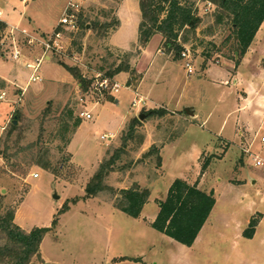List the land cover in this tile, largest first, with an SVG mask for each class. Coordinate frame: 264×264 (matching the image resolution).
Listing matches in <instances>:
<instances>
[{
  "label": "rangeland",
  "instance_id": "374dc122",
  "mask_svg": "<svg viewBox=\"0 0 264 264\" xmlns=\"http://www.w3.org/2000/svg\"><path fill=\"white\" fill-rule=\"evenodd\" d=\"M189 1L199 23L194 34H179L182 51L191 53L182 60L163 46L160 34L139 46V0H0L2 19L13 25L5 24L0 32V95L5 94L0 152L11 124L16 122L22 133L17 149L12 144L18 132L8 143V156L18 150L17 156L0 154V218L11 215L12 224L25 233L50 228L39 256L29 264H264V164L255 166L252 160L257 156L264 162V116L241 108L243 97L233 83L239 56L229 23L216 26L214 5ZM70 2L78 6L75 15L78 26L85 22L83 31L58 26ZM94 24L104 28L92 29ZM57 27L60 50L41 60L40 48L29 42L49 37ZM15 50L21 53L19 61L11 57ZM36 59L42 81L29 83L32 70L24 64ZM60 64L78 69L90 82L88 89ZM208 67L227 70L230 83L205 79ZM119 68L113 79L106 77ZM250 69L242 68L243 81ZM114 83L120 85L116 95L110 90ZM188 107L195 110L192 120L185 113ZM68 111L73 113L70 124L80 112L93 118H79L80 126L62 136L60 120ZM149 111L157 113L146 115ZM134 119L133 138L126 140ZM243 146L249 153L241 152ZM39 149L48 152L50 171L35 162ZM119 149L124 151L104 181L107 189L87 198L85 188L99 164ZM175 179L213 190L216 200L190 248L151 226ZM231 179L245 185L236 190L229 186ZM134 186L149 191L136 219L115 208L120 192ZM62 206L67 209L59 213ZM258 213L263 220L255 235L244 238L251 221L258 225Z\"/></svg>",
  "mask_w": 264,
  "mask_h": 264
},
{
  "label": "trees",
  "instance_id": "16d2710c",
  "mask_svg": "<svg viewBox=\"0 0 264 264\" xmlns=\"http://www.w3.org/2000/svg\"><path fill=\"white\" fill-rule=\"evenodd\" d=\"M214 5L217 10L214 14V23L216 26L226 25L229 23L232 29L231 40L238 53L236 67L239 65L240 59L244 56L250 44L252 43L256 32L264 21V0H202ZM139 8L142 21L138 27V44L144 47L148 41L155 35L160 34L163 40V46L167 49L172 48L176 52V56L180 57L182 45L178 43L179 34L182 31L186 33H195L199 19L195 16L193 5L189 0H139ZM85 22H79L78 30H84ZM111 25H106L107 28ZM5 28V23L0 22V32ZM92 29H103L94 24ZM82 36V34L80 35ZM187 40L183 38V43ZM73 44H75L73 42ZM215 48V46H212ZM79 48L78 50H80ZM205 59H209V53L203 54ZM63 68L77 80L80 87L86 91L90 82L83 78L80 71L76 68L64 66ZM121 72V68L106 73V77L113 79L115 75ZM129 85V84H128ZM108 101L114 99L108 96ZM157 112L149 111L146 115H152ZM72 111H68L65 118H61V135L73 133L79 126V118H72ZM65 116V115H64ZM138 122L134 119L129 126L126 140L133 138L134 128ZM19 131L17 126L11 124L5 140L3 141L4 149L0 152L4 159L15 157L18 150L13 156H8V152L12 150L8 143L11 137ZM15 141L12 148L18 147V143L22 138V133L15 135ZM123 149L116 150L115 153L106 160H103L89 183L85 188L87 198H92L107 189L104 181L108 175L116 169L118 161L121 159ZM47 151L39 149L35 159L39 168L45 171L51 170L50 162L45 159ZM44 158V159H43ZM209 163L207 162L201 168L204 173ZM149 191L134 186L130 189L120 192V199L116 202L115 208L131 218H138L143 206L147 203ZM213 191H201L197 184L190 185L182 179H175L170 185L166 197L158 203V213L152 223V228L179 243L185 247H192L197 239L200 231L206 223L210 213L215 205ZM67 208L62 206L59 213ZM53 225L56 224L54 220ZM257 222L251 221L243 232L242 236L251 239L255 233ZM50 228H35L29 233H25L12 224V216L6 219L0 218V264H29L34 256H39V245Z\"/></svg>",
  "mask_w": 264,
  "mask_h": 264
},
{
  "label": "crops",
  "instance_id": "0c3cea01",
  "mask_svg": "<svg viewBox=\"0 0 264 264\" xmlns=\"http://www.w3.org/2000/svg\"><path fill=\"white\" fill-rule=\"evenodd\" d=\"M3 21L6 25L8 24L10 26H13L12 24L7 23V21L5 20ZM244 67H247L248 69L251 68L250 69L251 75L247 79V81H243L242 79L243 76L241 70ZM204 72L206 73L205 79L210 80V77L220 78L217 79L220 80V83L222 84L226 83V85L230 83V80L228 79L229 73L227 72V70L224 71L222 69L219 70L218 68L215 67H208ZM212 82L215 83L217 81L212 80ZM233 83L235 84V90L237 94H240L243 97L242 99L243 105L241 108L244 109L245 111H250L253 109L255 113L259 114L260 116H264V21L262 22L258 31L256 32L254 39L250 44L249 48L247 49L246 53L240 59L239 65L234 68ZM253 100L254 103L251 104ZM114 102L117 103L116 100H114ZM159 107H162L168 112L174 113L173 110H168L162 103ZM185 109H188L189 112L193 114L192 116H190L188 113L185 112L186 114L189 115L188 119L192 120L195 117V110L189 107ZM240 135H242V133H240ZM242 143L244 144V140H242ZM241 152H244L245 154L249 153L248 147H244V146L241 147ZM241 166H243V158L240 159L239 167ZM235 171H237V169ZM228 183L229 186L235 188L236 190H238L239 188L245 185V182L243 180H238V179H231L228 181ZM258 214L261 215V219L258 222L256 229L259 227V225L263 220V215L260 213ZM256 229H255V233H256Z\"/></svg>",
  "mask_w": 264,
  "mask_h": 264
},
{
  "label": "built area",
  "instance_id": "2783aa9c",
  "mask_svg": "<svg viewBox=\"0 0 264 264\" xmlns=\"http://www.w3.org/2000/svg\"><path fill=\"white\" fill-rule=\"evenodd\" d=\"M23 2H25L26 0H22ZM78 8L77 4L75 3H69L67 4L65 11L62 15V17L59 19L58 21V26L59 27H63V28H69L72 30L77 29L78 24H77V19H76V9ZM2 12L0 11V22H2ZM61 39V31L60 29L57 27L55 29V31L46 38H32L31 41L29 42L30 44L32 43H36L38 45V47L40 48L41 52L43 53L41 60L48 58L47 57V52H52V51H59L60 50V42L59 40ZM191 53L190 50L185 48L181 54L180 57L183 59H188L190 57ZM11 57L14 61H19V59L21 58V53L18 50H15L13 52H11ZM41 60L36 59L34 64H24V67H26L27 69H31L32 70V74L29 77V83H37V82H41V78L39 76H37V71H38V66ZM186 69H187V73L190 75L192 73V67L191 64L188 62L185 65ZM80 85V84H79ZM100 87H107V83L101 84ZM120 85L117 83H114L112 88H110L112 95H116L119 91ZM128 88V87H126ZM5 94H1L0 95V99H3ZM113 98V97H112ZM115 99V97L113 98ZM140 102V101H139ZM136 106V102L134 101L132 104V107ZM79 118L83 121H90L92 120V115L88 112H80L79 113ZM112 137V136H110ZM107 136H101V140L106 139ZM261 143L264 144V137L261 138ZM254 161V165L255 166H262L264 164V162H262L258 157H255L253 159ZM35 178H37V175H34Z\"/></svg>",
  "mask_w": 264,
  "mask_h": 264
},
{
  "label": "water",
  "instance_id": "95a60500",
  "mask_svg": "<svg viewBox=\"0 0 264 264\" xmlns=\"http://www.w3.org/2000/svg\"><path fill=\"white\" fill-rule=\"evenodd\" d=\"M185 112H186V113H188L190 116H192V115H193L192 113H190V112H189V110H188V109H185ZM143 119H144V116H143V115H139V116H138V120H140V121H141V120H143ZM15 124H16V122H14V125H15ZM55 198L57 199L58 197H57V196H55Z\"/></svg>",
  "mask_w": 264,
  "mask_h": 264
}]
</instances>
